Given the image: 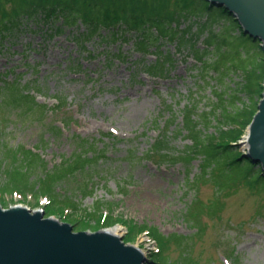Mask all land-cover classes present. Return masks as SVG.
<instances>
[{"label": "rangeland", "instance_id": "374dc122", "mask_svg": "<svg viewBox=\"0 0 264 264\" xmlns=\"http://www.w3.org/2000/svg\"><path fill=\"white\" fill-rule=\"evenodd\" d=\"M207 6L206 2L192 5L194 13L203 17L191 18L175 29L184 31L195 22L186 38H197L193 34H198L205 15L215 18ZM40 21L25 23L23 31L8 35L0 44L1 163L5 168L10 165L7 149L23 148L34 150L46 163V171L85 151L95 165L56 188L80 210L48 207L45 200L36 205L30 196L5 198L9 208L48 215L70 225L75 234L120 228L122 242L137 246L149 264L157 263L151 256L159 250L149 231L152 228L165 237L188 238L182 248L172 242L163 252L171 264L182 255L193 264H264V187L246 185L237 171L228 173L231 182L218 187L210 178L218 177V172L209 171L208 179L202 177V157L186 163L187 148L193 145L185 126L187 110H192L203 136H219V129L227 125L218 123V112L211 116L218 103L215 92L241 89L245 86L241 79L230 74L222 81L215 71L203 73L190 46L178 49L179 40L160 41L144 55L134 49L135 34L126 35L128 41L106 43L95 37L81 44L75 36L85 34V27L66 28L54 19ZM60 27L62 31L57 30ZM232 30L234 26L226 25L221 33L231 36ZM198 38L193 39L195 47L205 49L207 34ZM157 46L163 56L170 57L167 62L162 59L163 75L148 71L161 60ZM240 46L245 48L244 59L251 46L245 42ZM205 60L210 64V58ZM243 77L246 80L247 73ZM13 87L37 107L14 103L18 97ZM242 101L237 108H247L248 100ZM205 114L210 116V125ZM246 130L233 143L243 155L247 152ZM160 142L164 145L159 150ZM163 156L168 157L163 161ZM36 177L44 178L41 172ZM191 180L198 182L196 191L189 186ZM83 190H92V194L85 197ZM98 202L103 208L91 216ZM212 204L217 207L216 215L204 213L197 226L189 224L188 211ZM109 215L116 225L104 228ZM135 225L143 230L135 240H127ZM199 227L203 233H198Z\"/></svg>", "mask_w": 264, "mask_h": 264}, {"label": "trees", "instance_id": "16d2710c", "mask_svg": "<svg viewBox=\"0 0 264 264\" xmlns=\"http://www.w3.org/2000/svg\"><path fill=\"white\" fill-rule=\"evenodd\" d=\"M202 2L205 0H0V44L5 37L13 36L28 22L40 19L61 20L66 28L76 27L81 22L87 30L86 34L76 38L81 44L93 39L92 37L96 35L100 36L98 38L100 41L109 43L118 40L128 41L126 35L135 34L134 49L148 55L151 47L160 41L169 40L172 43L179 40L178 49L190 46L191 53L194 54L198 64L203 65V73L208 74L210 71H215L221 75L222 81L233 71L247 73V84L241 89L215 92L218 103L215 104V107L213 106L210 112L211 116L214 117L218 112L221 117L218 123L233 127L232 129L228 131L219 129V136L210 135L206 138L197 130L198 123L193 121L192 110H187L188 113L185 111L187 113L184 116L185 126L190 132L193 142L192 147L187 148L186 158L188 159L186 163L189 165L196 157H202V177L208 179L209 171L218 172V177H210L218 187H224L231 182L232 177H228V173H236V171L242 173L241 181H244L246 185L264 187V176L260 167L253 165L249 159L243 157L237 146H233V143L241 138L247 126L251 124L258 109L257 99L262 98L264 91V54L259 42L253 43L244 36L236 20L227 11L222 8L209 7L208 4L207 11L212 13L215 18L212 19L208 14L205 15L207 22L200 23L198 34H193L197 38H186L187 35L191 34L195 23L189 24L184 31L176 30L174 26L187 23L191 18L203 17L201 14H195L194 7L192 8V5L196 6ZM219 23L234 26V30L230 32L231 36L222 33L215 34L211 30L214 25ZM57 30L62 31V27L57 28ZM101 31H106L108 34L104 36ZM234 31L239 32L237 36H234ZM204 34H207V38L204 39L205 49L195 47L193 39L199 40L198 36ZM244 42L250 43L251 46L249 50H246V59H243L241 55L244 54L245 48L240 45ZM160 49V46L156 47L161 60H158L152 68H148V71L159 72L160 75H163L165 73L164 63L170 61V57L163 56ZM113 55L116 56V54ZM208 58L211 59L210 64L208 60H205ZM162 59H165L164 63ZM13 88L14 95L18 97L14 99V103L19 101L25 103L29 108L37 107L30 97L19 94L18 89ZM243 94L248 98L249 106L240 109L237 108L236 104L241 103ZM224 98L228 99L230 105L225 103ZM207 115H204V120L207 125H210V121H208L210 116ZM163 145L160 142L158 149L160 150ZM6 152V158L11 159L10 165L5 168L0 160V198L3 200L0 205L4 209H8L10 206L5 200L6 196L19 195L22 200L30 196L36 205H39L41 199H46L48 207L57 208L65 205L68 209L80 210L77 203L72 201L67 194L57 192L56 188L63 182L73 181L77 173L84 172L87 167L95 165L92 160L87 158L86 151L84 154L80 152V154L62 161L61 165L54 167L51 171H46V163L34 150L20 148L15 152L7 149ZM167 157L163 156L162 160H166ZM38 172L43 173L44 178L36 177ZM254 173L255 176L250 182L249 178ZM258 176L259 181L256 180ZM197 184L196 181H189L192 191H196ZM83 194L86 197L92 194V190L90 192L83 190ZM102 208L103 205L98 202L94 208L96 212L90 213L91 216ZM109 208L113 210L114 205L110 204ZM216 210L217 207L214 204L199 205V209L197 208L196 211L187 212L188 222L192 226H197L204 213L216 215L218 212ZM49 217L47 215L45 218ZM114 225H116V220L110 215L103 221L104 228ZM141 227L133 226L127 240H135L139 231L143 230ZM196 230L198 233H203V229L200 227ZM149 231L159 243L158 252L151 256L158 264H171L163 256V252L166 251L169 244L174 242L179 248H182L185 241L188 240L187 237L178 235L165 237L156 228ZM182 257L173 264H193L184 255Z\"/></svg>", "mask_w": 264, "mask_h": 264}, {"label": "water", "instance_id": "95a60500", "mask_svg": "<svg viewBox=\"0 0 264 264\" xmlns=\"http://www.w3.org/2000/svg\"><path fill=\"white\" fill-rule=\"evenodd\" d=\"M222 8L243 35L259 42L264 54V0H205ZM264 88V85H263ZM243 157L258 165L264 176V91L249 128ZM136 247L104 230L75 234L70 225L22 208L0 206V264H149Z\"/></svg>", "mask_w": 264, "mask_h": 264}, {"label": "built area", "instance_id": "2783aa9c", "mask_svg": "<svg viewBox=\"0 0 264 264\" xmlns=\"http://www.w3.org/2000/svg\"><path fill=\"white\" fill-rule=\"evenodd\" d=\"M218 30H219V29H218ZM231 76H232V78H234V79H235L236 77H237V78H240V79H241L240 81H241L242 83L245 84L244 77H243V74H242L241 72H233V73L231 74ZM238 81H239V80H238ZM236 88H237V87H236ZM242 100H243L242 102L245 103L244 100L247 101L248 99L245 98V97H242ZM248 103H249V100H248ZM238 105H241V103H238ZM247 105H248V104H247Z\"/></svg>", "mask_w": 264, "mask_h": 264}, {"label": "bare ground", "instance_id": "6f19581e", "mask_svg": "<svg viewBox=\"0 0 264 264\" xmlns=\"http://www.w3.org/2000/svg\"><path fill=\"white\" fill-rule=\"evenodd\" d=\"M110 234H112L113 236H118L119 233H121V229L120 228H116L114 230H110L108 231Z\"/></svg>", "mask_w": 264, "mask_h": 264}]
</instances>
